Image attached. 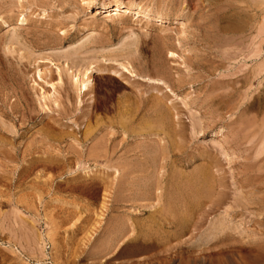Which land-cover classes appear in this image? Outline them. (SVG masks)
<instances>
[{
  "label": "rangeland",
  "instance_id": "1",
  "mask_svg": "<svg viewBox=\"0 0 264 264\" xmlns=\"http://www.w3.org/2000/svg\"><path fill=\"white\" fill-rule=\"evenodd\" d=\"M242 1L237 5L230 2L241 8L238 33L217 38L206 32L225 0L210 7L200 0H0V177H4L0 178V264H264V73L254 80L245 77L264 63V0ZM115 2L126 9L114 11ZM161 12L163 21L157 19ZM183 23L191 25L184 27ZM164 35L171 38L164 45L166 60L161 62L154 47ZM123 43L132 44L129 51L136 53L125 52V58L132 54L129 61L119 59L125 55L118 54L126 51ZM168 49L176 57L169 58ZM194 57L217 61L213 65L216 71L208 70L209 63L203 60L204 69L195 67ZM88 59H94L92 63L100 68L112 65L125 80L111 78L107 72L94 75L92 97L83 99L71 85V76ZM161 63L172 70L169 90L158 93L145 83H133L134 88L130 73L155 78ZM226 68L241 71L236 76L240 77L234 86L237 91L225 83L235 79L225 77ZM176 69L182 83L176 82ZM137 88L146 93L143 96L157 95L160 104L173 106L189 128L193 122L216 124L196 135L189 129L186 147L190 152L204 147L220 151L224 199L220 205H210V210L192 206L185 226L165 224L169 217L161 204L166 206V200L151 205L127 193L123 201L117 198L125 185L115 169L121 157L127 158L137 149L142 152L144 145V150L154 147L149 139L162 143L165 138L155 114L152 119L151 110L159 102L151 98L139 101L134 97ZM207 97L223 99V108L209 110ZM220 128L225 129L218 134ZM150 133L152 138L147 140ZM103 137L108 139L103 159L87 160L90 148ZM42 161L48 164L45 169ZM199 163H185L184 171L189 175ZM17 174L23 179L29 176L23 180ZM71 183L83 186L75 188ZM205 209L210 212L204 216ZM176 213V219H181L183 214ZM120 221L122 237L116 227Z\"/></svg>",
  "mask_w": 264,
  "mask_h": 264
},
{
  "label": "bare ground",
  "instance_id": "2",
  "mask_svg": "<svg viewBox=\"0 0 264 264\" xmlns=\"http://www.w3.org/2000/svg\"><path fill=\"white\" fill-rule=\"evenodd\" d=\"M201 1V3L203 2H206L207 4L206 5H208L209 7L210 6H212V5H214L215 6V2L216 1H218V0H200ZM225 1H227V3L226 4H228L227 6H225L224 5V8H220V6H218L219 8H217V10H216V13H215V17H214V20H213V22L211 23L212 24V26H209L208 27V31L206 32V34H213L214 36H216L217 38L218 37H220L221 35H231V34H236V33H238V29H239V26H240V21H241V18H240V15H239V10L241 9H238V7H236L234 4H232V3H230V2H234L235 4H236V2H238V0H225ZM250 1V0H249ZM116 2H118V1H116ZM115 2V3H116ZM171 2V1H170ZM240 2V1H239ZM241 2H243L242 0H241ZM255 2V1H254ZM112 3V2H111ZM190 3V2H189ZM114 4V3H113ZM112 4V5H113ZM216 4H218V2L216 3ZM239 4V3H238ZM243 4V3H242ZM247 4V3H246ZM198 5V4H197ZM237 5V4H236ZM241 5V4H240ZM106 6H108L107 4H106ZM222 6V5H221ZM244 6V5H243ZM250 7H251V5H249ZM262 6V5H261ZM104 7V6H103ZM198 7V6H197ZM109 7H107V9H108ZM113 8H115V10L114 11H121V10H123L124 8L121 6V3H116L114 6H113ZM130 8V7H129ZM128 8V9H129ZM247 8H248V6H247ZM260 8V7H259ZM104 9H106V8H104ZM106 9V10H107ZM126 9V8H125ZM124 9V10H125ZM127 9V10H128ZM248 9H250V8H248ZM130 11V10H129ZM162 11V10H161ZM179 12V11H178ZM215 12V11H214ZM241 12V11H240ZM247 12V11H246ZM251 12V11H250ZM254 12V11H253ZM159 14V13H158ZM161 14V15H160ZM159 14V16L157 15V19H159L160 21H163L164 20V16H163V13L161 12ZM190 14V13H189ZM241 14V13H240ZM147 15V14H146ZM247 15V14H246ZM245 15V16H246ZM254 15V14H253ZM256 15V14H255ZM180 16V15H179ZM182 17H184L185 18V16L184 15H181ZM187 16V15H186ZM242 16V15H241ZM188 17V16H187ZM255 17V16H254ZM252 18H253V16H252ZM245 19V18H244ZM186 20L187 21H185V22H189V19L188 18H186ZM204 21V20H203ZM252 21V23H253V19L251 20ZM264 21V20H263ZM5 23V22H4ZM187 24H189V23H187ZM187 24L186 25H184V23L182 24V25H184V27L185 26H187ZM244 24V23H243ZM245 24H247V22L245 23ZM189 25H191V24H189ZM193 25V24H192ZM252 25V24H251ZM250 25V26H251ZM244 26V25H243ZM197 27V26H196ZM211 27V28H210ZM203 29V28H202ZM241 30V29H240ZM184 33H186L185 31H184ZM193 33V32H192ZM203 33V32H202ZM65 34V33H64ZM148 34V33H147ZM160 35V34H159ZM212 35V36H213ZM150 36V35H149ZM156 36V35H155ZM154 36V37H155ZM154 37L153 38H151V40L152 39H154ZM190 37V36H189ZM192 37V36H191ZM159 39L158 40H156L157 42H159L157 45H156V47H154V48H156L155 49V51H156V53H157V56H158V58H159V61L160 60H162L161 62H165V58H166V56H165V58L163 57V53L165 52V49H164V45H165V47H167L166 46V42L168 41L169 42V39L171 38L170 36H168V35H164V36H159L158 37ZM214 38V37H213ZM157 39V38H156ZM186 39H189V38H186ZM185 38H184V40H186ZM225 39V38H224ZM91 40V39H90ZM142 40V39H141ZM145 40V39H144ZM193 40V39H192ZM220 40V39H219ZM226 40V39H225ZM132 41V40H131ZM143 41V40H142ZM154 41V40H153ZM188 41H190V40H188ZM91 42V41H90ZM95 42V41H94ZM102 42V41H101ZM134 42V41H133ZM128 43V42H127ZM132 43V42H131ZM137 43V40H136V42H135V45H137L138 46V44H136ZM155 43V42H154ZM171 43V42H170ZM188 43H190V42H188ZM222 43V42H221ZM89 44V43H88ZM95 44V43H94ZM124 44V43H123ZM123 44H121V45H123ZM147 45V43H145L144 42V45ZM84 45V44H83ZM98 45V44H97ZM125 46L123 47V50H126V51H124V53L121 51V52H119L118 54H120V53H122V54H125V52L127 53V52H129L130 53V51H131V53H135V52H133L132 50H130L129 51V46H131L132 44H124ZM145 45V46H146ZM155 45V44H154ZM90 46V45H89ZM100 46V45H99ZM136 46V47H137ZM215 46V45H214ZM92 47V46H91ZM139 47V46H138ZM172 47H173V45H172ZM206 47V46H205ZM210 47V46H209ZM219 47V46H218ZM87 48V47H86ZM85 48V49H86ZM103 48V47H102ZM125 48V49H124ZM143 48H144V46H143ZM216 48V47H215ZM84 49V48H83ZM134 49V48H133ZM136 49V51L138 50L137 48H135ZM164 49V50H163ZM167 49V48H166ZM118 50V49H117ZM154 50V49H153ZM110 51V50H109ZM108 51V52H109ZM113 51V50H112ZM154 51V52H155ZM209 51V50H208ZM212 51V50H211ZM85 52V51H84ZM83 52V53H84ZM138 52V51H137ZM167 52V51H166ZM110 53V52H109ZM113 52H111V54H112ZM168 56H169V58H174V57H176V54L175 53H173L172 51H169V49H168ZM77 54V53H76ZM85 54H87V51H86V53ZM121 54V55H122ZM136 54V53H135ZM138 54V53H137ZM71 55V54H70ZM82 55V54H81ZM107 55V54H106ZM113 55H116L115 54V52H114V54ZM112 55V56H113ZM121 55H119V56H121ZM132 55V54H131ZM131 55L129 56L128 54H127V58H125V56H126V54L124 55V57H120L119 59H122V58H125V59H127L128 61H129V57H131ZM196 55V54H195ZM210 55V54H209ZM73 56V55H72ZM76 56V55H75ZM74 56V57H75ZM134 57H136L135 55H133ZM236 56V55H235ZM70 58H71V56H69ZM133 57V58H134ZM151 57V56H150ZM206 57V56H205ZM204 57V59L201 57V59H198L197 57H194L195 58V62L193 63L194 65H195V67H199V68H202L203 67V69L205 68V65H203V64H200V63H202V60L203 61H207V64H208V66H207V69L209 70H212V72L213 71H216L215 70V67H213V65H215V63H217V61H214V60H211V61H209L208 59L206 60V58ZM77 58V57H76ZM87 58H88V56H87ZM107 58H110V56L108 57L107 56ZM112 58H114V56L112 57ZM118 58V57H117ZM117 58H115V60H117ZM191 57L189 56L188 57V59H190ZM193 58V59H194ZM218 58V57H217ZM165 59V60H164ZM223 59V58H222ZM221 59V60H222ZM1 60V59H0ZM94 60V59H93ZM92 60V61H93ZM102 60V59H101ZM111 60V59H110ZM114 60V59H113ZM135 60V59H134ZM151 60V59H150ZM152 60H153V58H152ZM164 60V61H163ZM199 60H201V61H199ZM226 60V59H225ZM233 60V59H232ZM73 61V60H72ZM79 61V60H78ZM86 62V60H83V63H85ZM88 61H89V59H88ZM86 62L87 63V65H85L84 64V66L85 67H83V65H80V66H82V68H80V69H78L77 70V74H75L74 73V75H72L71 77H72V79H71V81H72V84L71 85H74V87H77V90H78V92H79V94L81 95V93L83 94V99H85V97H87L88 98V96L87 95H91V96H89V97H92V94H91V91L93 90V82L95 81L94 80V75H102V74H106V72L109 74V77H113V78H119V80L120 79H122L123 81L125 80L124 78L126 77H123V75L124 74H122V72H120V71H117V70H114V68L112 69V65H111V67L110 68H106V66L104 67V66H102V68H100V66L98 65H95L94 66V64L92 63V61H89V62ZM131 61V60H130ZM157 61H158V59H157ZM66 62V61H65ZM80 62V61H79ZM96 62V61H95ZM151 62V61H150ZM185 62V61H184ZM189 62V61H188ZM221 62V61H220ZM99 63V62H98ZM157 63V62H156ZM160 63V62H159ZM222 63V62H221ZM108 64V63H107ZM128 64V63H127ZM131 64V63H130ZM153 64H155V63H153ZM153 64H151V66L153 65ZM162 65H158V68H157V66H156V68L157 69H155V74L157 75L155 78L154 77H149L147 74L146 75H141V73L140 74H138V72L137 73H130V76L131 77H134L135 79H134V81H132L131 83H132V85H133V83H135V84H138V85H141L142 86V84L143 83H145V84H147L150 88H152V90H159V91H157L158 93H160V89L162 90L163 88H165V89H168L169 87H170V85H169V87H168V82H171L172 80H170V78H171V73H170V70L171 69H167V67L163 64V63H161ZM192 64V65H193ZM1 65V64H0ZM119 65H121V67H122V69L124 70V71H126V72H130L128 69H127V67L125 66V65H122L121 63L119 64ZM191 65V66H192ZM193 65V66H194ZM77 66H78V64H77ZM109 66V65H108ZM188 66V65H187ZM186 66V67H187ZM104 67V68H103ZM165 67V68H164ZM218 66L216 65V68H217ZM254 67V66H253ZM260 67V66H259ZM78 68H79V66H78ZM153 68V67H152ZM169 68H171L170 66H169ZM188 68V67H187ZM186 68V69H187ZM228 68V67H227ZM226 68V70H225V77H229V78H233V77H235V79H228V80H226V84H231V88L233 89V91H237L236 90V88L234 87L235 85H236V82L238 81V78H240V77H237L236 78V76H238V74L239 73H241V71L239 70V72L237 71H230L229 69H227ZM74 69H75V67H74ZM74 69L72 70V71H74ZM218 69V68H217ZM153 70V69H152ZM177 70V69H176ZM185 70V69H184ZM190 70V71H189ZM191 70L192 69H190V68H188V71L191 73ZM36 71H38V70H36ZM172 71V70H171ZM180 71V70H179ZM179 71L177 70L176 71V74H173L175 71H173V76L174 75H176V76H174V77H176L177 79H176V82H179V83H182V78H180L179 76H178V74H179ZM187 71V70H186ZM187 71V72H188ZM45 72V71H44ZM150 72V71H149ZM185 72V71H184ZM228 72H230V74L228 73ZM45 73H47V72H45ZM72 73V72H71ZM143 73V72H142ZM186 73V72H185ZM210 73V72H209ZM264 73V63H263V65H261V67L259 68V70H257V69H252V71H250L249 72V74H247V75H245V77L247 78V79H250V80H254L255 78H257L258 76H260L261 74H263ZM36 74H40V73H37L36 72ZM73 74V73H72ZM150 74V73H149ZM153 74V73H152ZM207 74H208V72H207ZM205 75V74H204ZM35 76V75H34ZM45 77H46V74L44 75ZM181 76V75H180ZM182 76H183V73H182ZM181 76V77H182ZM206 76V75H205ZM39 78H40V76H38ZM199 77V76H198ZM204 77V76H203ZM207 77V76H206ZM49 78V77H48ZM183 78H184V76H183ZM189 78V77H188ZM195 78V77H194ZM201 78V77H200ZM58 79V78H57ZM127 79L129 80V78H126V84H129L130 83V81H127ZM173 79V78H172ZM185 79V78H184ZM183 79V80H184ZM186 79H187V76H186ZM191 79V78H190ZM189 79V80H190ZM205 79V78H204ZM44 80V79H43ZM59 80H61V79H59ZM70 80V79H69ZM68 80V81H69ZM132 80V79H131ZM246 80V79H245ZM188 80H186V82H187ZM51 82V81H50ZM60 82V81H59ZM175 82V81H174ZM220 82V81H219ZM35 83V82H34ZM47 83H48V81H47ZM60 83H62V82H60ZM172 83V82H171ZM216 83V82H215ZM221 83V82H220ZM124 84V83H123ZM224 84V83H223ZM52 85H53V83H52ZM65 85V84H64ZM131 85V84H130ZM144 85V84H143ZM147 85H145V86H147ZM60 86V85H59ZM134 86V85H133ZM137 86V85H136ZM172 86V85H171ZM53 87V86H52ZM63 87V86H62ZM74 87H72V88H74ZM124 87V86H123ZM129 87V86H128ZM213 87V86H212ZM134 88H135V86H134ZM139 88V87H138ZM137 88V94H134V92H133V94H134V97H136V99L138 98L139 99V101H143V98H146V100L147 99H149V98H151V100L152 101H158L159 102V104H160V102H162V101H160V97H158L157 95L155 96V95H150L149 97L147 96V97H145V96H143V92L142 91H140L139 89ZM177 88V87H176ZM181 88V85L179 86V89ZM55 89V88H54ZM75 89V88H74ZM178 89V88H177ZM182 89V88H181ZM184 89V88H183ZM230 89V88H229ZM169 90V89H168ZM176 90V89H175ZM225 90V89H224ZM139 91V92H138ZM148 91V90H147ZM173 91V90H172ZM77 92V93H78ZM171 92V91H170ZM231 92V91H230ZM149 93V92H148ZM228 93V92H227ZM132 94V95H133ZM146 94V93H145ZM144 94V95H145ZM238 94V93H237ZM85 95V96H84ZM162 95V94H161ZM7 96V95H6ZM60 96V95H59ZM230 96V95H229ZM82 97V96H81ZM163 97H165V96H163ZM187 97V96H186ZM210 97V96H209ZM209 97H207L208 99H204L205 100V104L207 103V106L209 107V110H214V108H216L217 110L218 109H220V107H222V105H223V99L220 101L219 99H218V97L216 98V97H212V99H210ZM80 98V97H79ZM82 99V98H81ZM91 99V98H90ZM87 100V99H86ZM145 100V99H144ZM163 100V99H162ZM77 101H78V98H77ZM83 101V100H82ZM95 101V100H94ZM93 101V102H94ZM118 101V100H117ZM137 101V100H136ZM229 101V100H228ZM228 101H225L226 102V104L228 103ZM235 101V100H234ZM81 102V101H80ZM79 102V104H81ZM84 102V101H83ZM92 102V103H93ZM146 102V101H145ZM153 103V102H152ZM55 104H58L56 101H55ZM95 104V103H94ZM143 104V103H142ZM153 104H155V103H153ZM166 104V103H165ZM164 104V106H163V104L161 103L160 104V106H161V110L159 109V107L157 108V106H158V103H157V106H156V109L154 108V110L152 109L151 110V112H152V116H153V114H155L154 116H155V121H156V124L157 123H159V126L161 127H159L160 128V130H161V133H163L164 135H165V138H163V140H161V141H163L162 143L161 142H159V143H157V142H154V141H152V140H150L149 138L151 137L152 138V134L150 133V134H147L146 135V137H147V140L148 141H151V143H153L154 144V147H152V148H150V149H145L144 150V147H145V145H144V147L143 146H141V147H143V151L142 152H137L138 151V149H137V151H131L132 153H130L131 155H128V157L126 158H123V157H121L122 159H120V163L119 164H117L116 165V167H115V169H116V171H117V176L120 178V180H122V182L120 181V183H122V185H124V187H120L121 188V191H120V193H119V195H118V200H119V202L120 201H123V198L125 197V195L124 194H129V197H136V198H138L139 200H144V201H150V204L152 205L154 202H156L157 204H160L162 201H164V200H166V203L164 204V205H166V206H163L162 204H161V206L163 207V208H166L165 210H166V213L168 214L167 216L169 217L168 219H167V222L165 223V224H167L168 226H176L178 223L180 224V226L181 225H183V226H185L184 225V223H187L186 221H185V219H186V217L188 216V214H189V210L191 209V207L192 206H194V205H201L202 206V208H208L209 210L211 209V208H213L212 207V205H214V206H216V205H220V204H222V202H223V199H224V195H225V193H224V189H225V184H224V173L222 172V171H220L221 170V168H218L219 166V164H221L220 163V159H219V157H218V154H221L220 153V151H213V149H211V147L210 148H208V147H206V148H208V149H206L205 147H204V149L202 148V150H197L196 152H190L189 151V149H188V147H186V145H187V142L189 141L188 139H189V134H188V131H189V129L191 130L190 131V133H193V135H196V134H198V133H201V132H206V130H208V129H210L211 130V125L210 124H214V125H216L215 123H210V124H206L205 126H202L201 125V121L199 122L200 124H197V122H196V124L193 122L192 124H190L191 126H190V128H189V126L188 125H186V123L185 122H182V119L180 118V116L178 115V113H175L174 111H173V106H171V107H169L168 105H165ZM202 104H204V103H202ZM204 104V105H205ZM93 105V104H92ZM201 105V104H200ZM89 106V105H88ZM124 106V105H123ZM154 106V105H153ZM166 106H168V107H166ZM206 106V107H207ZM227 106V105H226ZM125 107V106H124ZM225 107V106H224ZM237 107V106H236ZM90 108V107H89ZM95 108V107H94ZM120 108H122L121 106H120ZM223 108V107H222ZM93 109V108H92ZM119 109V108H118ZM124 108H122V110H123ZM245 109V108H244ZM83 110V109H82ZM127 110V109H126ZM224 110V109H223ZM247 110V109H246ZM251 110V109H250ZM254 110V109H253ZM121 111V110H120ZM206 111V110H205ZM226 111V110H225ZM231 111V110H230ZM84 112V111H83ZM124 112H126L125 110H124ZM124 112H122L123 114H124ZM128 112V111H127ZM244 112V111H243ZM212 113V112H211ZM86 114V113H85ZM119 114V113H118ZM127 114V113H126ZM125 114V115H126ZM151 114V113H150ZM206 114H207V111H206ZM209 114V113H208ZM210 115V114H209ZM250 115V114H249ZM252 115H253V113H252ZM121 116V115H120ZM123 116V115H122ZM154 116H153V118L152 119H154ZM212 116V115H211ZM240 116V115H239ZM88 117V116H87ZM251 117V116H250ZM255 117V116H254ZM216 119V118H215ZM253 119V118H252ZM259 119V118H258ZM123 120V119H122ZM241 120V119H240ZM247 120V119H246ZM252 121V120H251ZM123 122H124V120H123ZM126 122V121H125ZM236 122V121H235ZM253 122V121H252ZM251 122V123H252ZM256 122V121H255ZM260 122V121H259ZM122 123V122H121ZM152 123V122H151ZM203 123V122H202ZM232 123V122H231ZM234 123V122H233ZM146 124V123H145ZM144 124V125H145ZM150 124V123H149ZM230 124V123H229ZM241 124V123H240ZM262 124V123H261ZM122 125H125V126H127L126 124H122ZM147 125H148V123H147ZM197 125H198V128H197ZM233 125V124H232ZM248 125V124H247ZM124 126V127H125ZM231 126V125H230ZM234 126H235V124H234ZM138 127V126H137ZM146 127V126H145ZM149 127H151L152 128V125L150 126L149 125ZM153 127H155V126H153ZM217 127V126H216ZM250 127V126H249ZM263 127V126H262ZM140 128H141V125H140ZM156 128V127H155ZM157 128H158V125H157ZM158 128V129H159ZM225 128H227V126L225 127ZM225 128H220L219 129V131L217 132L218 134H221L222 133V131H224V129ZM233 128V127H232ZM242 128V127H241ZM147 129H148V131H149V128L147 127ZM213 129V128H212ZM235 129H236V127H235ZM238 129V128H237ZM244 129H246L245 127H244ZM247 129H248V127H247ZM253 129V128H252ZM257 129H258V127H257ZM150 130H153V129H150ZM198 130H199V132H198ZM233 130V129H232ZM241 130V129H240ZM250 130H251V128H250ZM255 130H256V128H255ZM262 130V129H261ZM3 131V130H2ZM137 131V130H136ZM141 131V130H140ZM158 131V130H157ZM246 131V130H245ZM244 131V132H245ZM98 132V131H97ZM139 132V131H138ZM151 132V131H150ZM239 132V131H238ZM241 132V131H240ZM243 132V133H244ZM1 133V132H0ZM90 133H94L93 131L92 132H89V133H87L88 134V136H89V134ZM96 133V132H95ZM108 133V132H107ZM140 133V132H139ZM228 133V132H227ZM109 134V133H108ZM242 134V133H241ZM253 134V133H252ZM260 134V133H259ZM92 135V134H91ZM111 135V134H110ZM145 135V134H144ZM248 135V134H247ZM94 136V135H93ZM100 136V135H99ZM104 136V135H103ZM225 136V135H224ZM255 136V135H254ZM95 137V136H94ZM105 137H106V135H105ZM105 137H103V138H100L99 140H94L96 143H94V142H92V143H94L93 145L94 146H92V148H90V151H89V153H88V155H87V160H92L94 163L95 162H97V160L98 159H103V158H100L102 155H104V153L106 152V147H107V145H106V139L108 138V136H107V138L105 139ZM137 137V136H136ZM140 136H139V134H138V138H139ZM142 137V136H141ZM140 137V138H141ZM263 137V136H262ZM90 138V137H89ZM111 138V137H110ZM226 138V137H225ZM42 139V138H41ZM93 139V138H92ZM165 139V140H164ZM87 140V139H86ZM89 140H91V139H89ZM103 140H105V141H103ZM108 140V139H107ZM235 140V139H234ZM135 141V140H134ZM226 141H227V139H226ZM2 142V141H1ZM89 142V141H88ZM142 142V141H141ZM145 142V141H144ZM232 142V141H231ZM90 144V143H89ZM141 144V143H140ZM2 145H3V142H2ZM9 146V145H8ZM139 146V147H140ZM148 146V145H147ZM2 147V146H1ZM137 147V146H136ZM146 148V147H145ZM214 148V147H213ZM221 148H223V145H221ZM13 149V148H12ZM209 149H211V150H209ZM37 150V149H36ZM132 150V149H131ZM139 150H141V148L139 149ZM195 150V149H194ZM54 151V150H53ZM29 152V151H28ZM1 153H2V151H1ZM0 153V154H1ZM21 153V152H20ZM24 153V152H23ZM33 154L34 153H37V152H32ZM3 154V153H2ZM5 154V153H4ZM29 154V153H28ZM59 154V153H58ZM27 155V154H26ZM25 154L23 155L24 156V158H25V156H26ZM46 155V154H45ZM56 155V154H55ZM1 156V155H0ZM6 156V155H5ZM5 156H2V158L4 159V158H6ZM30 156V155H29ZM59 157V156H58ZM68 157V156H67ZM103 157V156H102ZM24 158H22V159H24ZM42 158V157H41ZM46 158H47V156H46ZM61 158V157H60ZM59 158V159H60ZM174 158V159H173ZM35 159V158H34ZM55 159H57V158H55ZM65 159V158H64ZM67 159V158H66ZM69 159V158H68ZM104 159H106V157L104 158ZM37 160V159H36ZM39 160V159H38ZM42 160V159H41ZM3 161V160H2ZM4 161H6V160H4ZM31 161H32V159H31ZM34 161V160H33ZM56 161V160H55ZM76 161V160H75ZM192 161H199L200 163L199 164H197L198 166H196L195 167V170H193L189 175L187 174V171L185 172L184 171V168H185V163H192ZM9 162V161H8ZM21 162V161H20ZM23 162H24V160H23ZM30 162V161H29ZM28 162V163H29ZM43 162V161H42ZM41 162V163H42ZM45 162V163H44ZM43 163V167H44V169H45V166H47L48 164H47V162L46 161H44ZM81 162V161H80ZM5 163V162H4ZM27 163V162H26ZM39 163V162H38ZM56 163V162H55ZM63 163V162H62ZM78 163V162H77ZM82 163V162H81ZM110 163V162H109ZM57 164V163H56ZM60 164V163H59ZM58 164V165H59ZM9 165V164H8ZM34 165H36V161L34 162ZM40 165H42V164H40ZM52 165H53V163H52ZM110 165V164H109ZM108 165V166H109ZM28 166H30V165H28ZM31 166H32V162H31ZM31 166H30V168H31ZM51 166V165H50ZM61 166V165H60ZM67 166V165H66ZM25 167V166H24ZM35 167V166H34ZM38 167V166H37ZM37 167H36V169H37ZM49 167V166H48ZM56 167V166H55ZM16 168V167H15ZM22 168V167H21ZM27 168V167H26ZM25 168V169H26ZM40 168V167H39ZM12 169V168H11ZM24 169V168H23ZM24 169V170H25ZM32 170H33V168H31ZM35 169V168H34ZM43 169V168H42ZM48 169H50V168H48ZM53 169H55V168H53ZM167 169V170H166ZM27 170H30V169H28L27 168ZM26 170V171H27ZM51 170V169H50ZM62 170V169H61ZM10 171V170H9ZM14 171V170H13ZM21 171V170H20ZM65 171V170H64ZM162 171H164L163 173H162ZM22 172V171H21ZM20 172V173H21ZM24 172V171H23ZM30 172V171H29ZM28 172V173H29ZM42 173L44 172L43 170L41 171ZM41 172H39V174L41 173ZM220 172H222V173H220ZM2 173H4V172H2ZM6 173V172H5ZM11 173V172H10ZM27 173V174H28ZM30 173H32V171L30 172ZM33 173H35V172H33ZM60 173V172H59ZM1 174V173H0ZM7 174V173H6ZM12 174V173H11ZM22 174H26V173H22ZM187 174V175H186ZM14 175H15V172H14ZM18 175H20V174H17V176ZM38 175V174H37ZM2 176V175H1ZM9 176V175H8ZM29 176V175H28ZM27 176V177H28ZM33 176V175H32ZM18 177H22V175L21 176H18ZM17 177V178H18ZM24 179H26L27 177H26V175H24ZM95 177V176H94ZM0 178H4L3 176L2 177H0ZM5 178H6V176H5ZM21 179V178H20ZM20 179H17V181L18 180H20ZM22 179H23V177H22ZM23 179V180H24ZM42 179V178H41ZM86 179V178H85ZM91 179H93L92 177H91ZM12 180V179H11ZM75 180V179H74ZM73 180V181H74ZM77 180V179H76ZM3 181V180H2ZM1 181V182H2ZM166 181V182H165ZM15 182V181H14ZM30 182V181H29ZM70 182H72V181H70ZM89 182V181H88ZM83 183V182H82ZM31 184V183H30ZM45 184V186L47 185L46 183H44ZM67 184V183H66ZM71 184H73V183H71ZM84 184V183H83ZM85 186H87L86 185V183L84 184ZM90 185H91V183H90ZM92 185H94L93 184V182H92ZM26 186V185H25ZM51 186V185H50ZM73 187H77L78 188V186L80 187H82L83 185H72ZM89 186V185H88ZM87 186V187H88ZM97 186V185H96ZM75 187V188H76ZM91 187V186H90ZM93 187V186H92ZM94 187H95V185H94ZM119 187V186H118ZM70 188H71V186H70ZM74 188V189H75ZM27 189V188H26ZM31 190V189H30ZM48 192V191H47ZM45 193V192H44ZM5 194V193H4ZM23 195H25V194H23ZM7 196V195H6ZM20 196V195H19ZM9 197V196H8ZM7 197V198H8ZM3 198V197H2ZM18 199V198H17ZM30 199V198H29ZM135 199V198H134ZM5 200V199H4ZM11 200V199H10ZM117 200V201H118ZM138 200V201H139ZM30 201V200H29ZM154 201V202H153ZM191 201H193L192 203H191ZM22 203V202H21ZM140 203V202H139ZM209 203V204H208ZM119 204V203H118ZM121 204V203H120ZM155 204V203H154ZM23 205V204H22ZM150 205V206H151ZM210 205H211V208H210ZM17 206V205H16ZM28 206L29 205H26V207H27V211H28ZM26 207L24 208V209H26ZM199 208H201V207H199ZM62 209V208H61ZM209 210H207V209H205L204 210V212H203V214L202 215H204L205 216V214H207V213H209L210 211ZM11 211V210H10ZM209 211V212H208ZM176 212H178V213H181V219H176V217H175V213ZM19 213H20V211H19ZM28 213V212H27ZM6 214V213H5ZM157 214H158V211H157ZM161 213H159V215H160ZM165 214V213H164ZM177 214V213H176ZM154 215H155V213H154ZM200 215V214H199ZM198 215V216H199ZM9 216V215H8ZM156 216V215H155ZM178 216H180V215H178ZM16 217V219H17V216H15ZM20 218V217H19ZM18 218V219H19ZM202 218H203V216H202ZM15 219V218H14ZM17 219V220H18ZM21 219V218H20ZM154 219V218H153ZM164 220L166 221V219L164 218ZM188 220V219H187ZM199 220V219H198ZM21 221V220H20ZM118 221V220H117ZM185 221V222H184ZM202 221V220H201ZM16 222V221H15ZM26 222V224L28 223L27 221H25ZM123 221H120V222H118L117 223V226L116 227H118V234H121V237H122V232L120 231L121 229H122V227H123V224H122V227H121V223H122ZM196 222H198V221H196ZM19 223V222H18ZM8 224V223H7ZM17 224V223H16ZM22 224L24 225L25 223L24 222H22ZM26 224H25V226H26ZM19 226V225H18ZM24 226V227H25ZM182 226V227H183ZM31 227L32 226H30V229H31ZM179 227V226H178ZM19 229V228H18ZM131 229V228H130ZM20 230V229H19ZM21 231V230H20ZM26 232V231H25ZM32 232H34V231H32ZM114 232V231H113ZM20 233V232H19ZM21 233H22V231H21ZM117 234V235H118ZM111 235V234H110ZM20 236V235H19ZM26 236V235H25ZM36 236H38L39 237V235H36ZM112 236V235H111ZM116 236V235H115ZM28 237V236H27ZM30 237V236H29ZM34 237V236H33ZM119 237V239L121 238L120 236H118ZM118 237H116V238H118ZM35 238V237H34ZM30 239H32V238H30ZM36 239H38L37 237H36ZM40 239V238H39ZM38 239V240H39ZM42 240V239H41ZM109 240V239H108ZM124 240V239H123ZM23 241V240H22ZM34 241V240H33ZM110 241V240H109ZM8 242V241H7ZM105 242V241H104ZM103 242V243H104ZM107 242V241H106ZM16 243V242H15ZM40 243V242H39ZM36 244V243H35ZM34 244V245H35ZM42 244V243H41ZM109 244V243H108ZM118 244V243H117ZM120 244V243H119ZM38 246V245H37ZM114 247H115V245H114ZM105 248H107L106 246H105ZM109 248H111V247H109ZM104 249V248H103ZM31 250H32V248H31ZM110 250V249H109ZM104 251V250H103ZM108 251V250H107ZM34 252V251H33ZM101 252V251H100ZM104 253V252H103ZM108 253V252H107ZM44 256V255H43Z\"/></svg>",
  "mask_w": 264,
  "mask_h": 264
}]
</instances>
